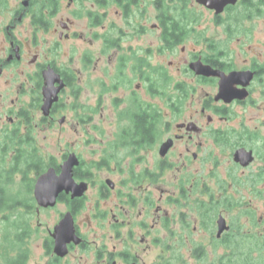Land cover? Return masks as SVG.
<instances>
[{
  "label": "flooded vegetation",
  "instance_id": "1",
  "mask_svg": "<svg viewBox=\"0 0 264 264\" xmlns=\"http://www.w3.org/2000/svg\"><path fill=\"white\" fill-rule=\"evenodd\" d=\"M196 7L225 25L229 37L239 29L231 20L264 17V0H236L219 12L198 0H0V221L3 242L17 243L0 250L4 264H27V238L40 229L44 264H184L185 258L264 264V214H257L248 197L264 202V38L247 49L246 40L208 37L198 30ZM79 20L90 32L78 29ZM152 29L159 31L158 52L176 51L182 59L176 80L165 65L152 63L150 46H133L150 42ZM44 34H50L53 55L63 42L99 43V55L86 47L78 60L84 71L101 61L104 72V57L112 64L110 81L97 76L93 103L78 101V71L24 48L47 39ZM201 38L204 48L187 47L190 39ZM48 68L60 80L53 87L62 86L44 113ZM188 103L191 114H185ZM64 106L75 111L79 130L87 135L91 126L96 133L90 144H98L99 153L90 161L70 150L56 162L36 145L40 128L67 121ZM109 123L111 132L104 128ZM239 151L250 153L247 164L237 158ZM222 154L231 164L224 176L216 171ZM71 156L76 158L72 178L85 185L83 193L62 190L53 205L40 204L39 177L49 170L58 175ZM205 162L217 193L200 183L199 166ZM168 170L180 172L171 194L164 186ZM13 173L20 182L14 194L9 192ZM60 203L64 210L46 227L41 222L33 227L23 216L39 218ZM235 207L238 213L231 212ZM67 214L69 237L58 229ZM220 219L224 229L218 235ZM13 222L17 237L10 230ZM198 232L204 236L193 238Z\"/></svg>",
  "mask_w": 264,
  "mask_h": 264
},
{
  "label": "rangeland",
  "instance_id": "2",
  "mask_svg": "<svg viewBox=\"0 0 264 264\" xmlns=\"http://www.w3.org/2000/svg\"><path fill=\"white\" fill-rule=\"evenodd\" d=\"M240 6V5H239ZM196 9L200 13V19L199 21L200 24L198 26V30L203 31V34L211 37V38H217V39H225V38H231V39H242L246 40V44L243 46L244 48H255L256 45V39L258 38H264V17L256 16L253 14V16L249 19H240L239 21H234V24H238V32L234 33L232 37H229L227 34V31L225 30V25L219 26L214 23V20L212 19V15L210 12L203 10L202 8L196 7ZM239 9H234L235 12H238ZM225 17L228 16V14H223ZM156 10L155 7L152 5L151 10H150V23H155L156 22ZM78 29H82L83 33L86 34V32H90L89 29L83 27L85 26V23L81 22V20L78 21ZM119 23L124 26V21L123 18L119 19ZM146 39H149L150 42H144L141 45H133L134 47L143 48L145 46H150L152 49L151 52V61L152 63L159 64L162 63L163 65L166 66L167 70L169 73L172 75L173 80H176L178 78V73H179V67L180 64L182 63V59L178 56V54L175 52H162L159 53L157 48L160 45L159 42V31L158 29H152L150 31V34H147ZM44 36L47 38L45 40H40V43L32 46H24V48L29 49V48H35L37 51L41 54V60H44L46 58H53L56 63L61 67V68H66V66H69L71 69H75L78 71V74L80 75L78 84L82 89V93L79 98L80 103H89V102H94V98L96 97L95 93V87H96V79L97 76L104 74V79L107 81H110L109 74L112 73L113 67L112 64H109L108 59L104 57L103 60V65H104V72L103 68H101L100 64L101 61L98 62L97 67L94 68L92 65L91 67L87 70H81V63H78L79 60V55L83 51L84 48L89 47L94 54V57L99 55L100 51V45L99 43H93L92 45H88L86 42H83L82 40H78L77 42L75 41L74 44H70L71 41L68 42H63L60 45V48H58V53H52V42L48 41L50 38V34H44ZM142 42V41H141ZM203 39L201 38L200 41L197 43L196 39H190L187 42V47H197L199 48H204V43ZM125 49L128 47L127 45L123 46ZM264 53V52H263ZM245 55L242 56V58ZM95 60V58H94ZM172 61L173 63L170 65L169 62ZM34 67L25 69V74H24V79L26 78V74L30 71H33ZM109 72V74L107 73ZM27 100V98L24 99V102ZM64 103H68V99L64 98ZM112 105V104H110ZM185 114H191L194 111V107L191 104H187L185 107ZM63 114L66 115L67 121L63 124H59L58 122L55 124L54 128H48V127H43L40 128L37 133H36V145L41 148L42 153L45 154L46 158L48 154H51L55 157L56 162H60L62 158V153L70 150H74L77 153H80L82 157H84L87 160H91L93 157L98 156V144H90L91 139L95 136V131L90 129L91 126H89V129L87 132L89 134L83 133V131L79 130V128L74 124V121L72 120V117L75 113V111L70 110L68 107L64 106L63 109ZM108 110H106V113ZM73 114V115H72ZM99 114V113H98ZM100 116V114H99ZM39 117V116H38ZM111 124H105L104 128H107L108 132L112 131V127L110 126ZM95 128V127H94ZM97 129V128H96ZM98 135L100 136V133L98 132ZM85 140H88L86 143ZM180 146H183L182 144ZM96 151V152H95ZM221 166L220 169H217V175H222L224 176L225 169H231V164L229 163V156L223 155L221 156ZM150 161H154V157L150 158ZM210 163L205 162L204 164L200 163L199 166V177H200V183L206 182L210 191L217 193L219 191L218 186L216 184V179L213 177L209 176L208 174L210 173ZM257 164H253V167H255ZM194 164L192 165V168L189 169V171L193 172L194 171ZM252 169V167L250 168ZM180 172L175 173L174 171L168 170L166 174V184L164 186L167 189V193H173L174 189V181L177 180V176H179ZM32 174H30L31 176ZM177 175V176H176ZM216 175V176H217ZM217 176V177H220ZM17 175L15 173L12 174V183L11 187L9 188V192L11 193H16V191L19 189V184L17 179ZM203 184H201L202 186ZM206 185V184H205ZM26 186H24V190H22L23 196H26ZM204 188V186H202ZM242 189V196L245 195L246 197V190L244 188ZM235 189H232L231 192H234ZM236 197H240L241 194H235ZM200 197H202V192L200 194ZM248 197H252L251 202L254 205L255 209H257V214H264V202L260 201L259 199H255L252 195H248ZM171 207V206H170ZM172 208V207H171ZM10 209H8L7 212H9ZM60 210H64L63 204H59L56 206L55 209L51 210H46L44 211L43 214L38 216H27L23 215L24 217L28 218L27 221L28 223L30 222L33 227L36 226L37 222H41L44 224L43 227H46L47 224L52 223L53 220L57 217L56 215L59 214ZM175 211L174 208L171 209V211ZM240 210V207H235L234 209L231 210L233 213H238ZM15 212V209L13 210ZM84 212V211H83ZM42 224V225H43ZM3 228L4 226L2 225V222L0 221V250L4 249V245H8L11 243L12 240L9 241L7 240V243H4L3 241L5 240L3 236ZM14 231V230H13ZM11 233H13L11 231ZM39 236H44V233L39 231L38 235H34V232L30 234V236L27 238L28 240L26 241V246L29 248V258L27 264H44L45 258L44 256L41 255L42 251V246H41V239ZM204 236L203 233L198 232L193 235V238H202ZM11 244L9 246H11ZM16 247V246H14ZM12 254V252H11ZM5 255L2 256L0 252V264H4V259ZM185 263L184 264H204L201 260L197 261V259H184Z\"/></svg>",
  "mask_w": 264,
  "mask_h": 264
},
{
  "label": "water",
  "instance_id": "3",
  "mask_svg": "<svg viewBox=\"0 0 264 264\" xmlns=\"http://www.w3.org/2000/svg\"><path fill=\"white\" fill-rule=\"evenodd\" d=\"M199 2L204 3L208 7L215 8L217 12L221 11L223 6L227 3H235L236 0H198ZM207 74V73H206ZM45 78V86L43 87L44 93V104L42 106L44 113H47L48 108L51 105V102L56 99V93L62 85L54 88V81H60L57 74H54L50 68L45 70L44 73ZM164 150V149H163ZM163 152V151H162ZM237 158L243 160V164H247L251 160L250 153H245L243 151H239L236 154ZM76 163V158L74 156L69 157L65 162L61 165V171L57 175L53 173L52 170L47 171L42 174L35 187V193L39 199L40 204L42 205H53L55 202V197L57 194L65 190L66 192L71 191L72 196H79L83 193L85 185L84 184H76L72 178L71 167ZM62 224L60 232L65 229L66 235L69 237L72 235V219L69 214H67L60 222ZM224 229L223 220H219V228L217 234ZM59 233V234H61ZM60 245H63L60 244Z\"/></svg>",
  "mask_w": 264,
  "mask_h": 264
},
{
  "label": "trees",
  "instance_id": "4",
  "mask_svg": "<svg viewBox=\"0 0 264 264\" xmlns=\"http://www.w3.org/2000/svg\"><path fill=\"white\" fill-rule=\"evenodd\" d=\"M15 225H16V222H13V224H12V228H10L11 231L14 230ZM14 232H15V231H14ZM15 236L17 237L16 232H15ZM9 237H10V233H8V235H7V238H9ZM10 244H11V243H10ZM16 244H17V243H16V241L14 240V241L12 242L11 246H14V245H16Z\"/></svg>",
  "mask_w": 264,
  "mask_h": 264
}]
</instances>
